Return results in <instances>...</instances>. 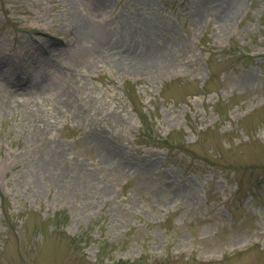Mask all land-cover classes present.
Masks as SVG:
<instances>
[{"label":"rangeland","instance_id":"374dc122","mask_svg":"<svg viewBox=\"0 0 264 264\" xmlns=\"http://www.w3.org/2000/svg\"><path fill=\"white\" fill-rule=\"evenodd\" d=\"M0 264H264V0H0Z\"/></svg>","mask_w":264,"mask_h":264}]
</instances>
